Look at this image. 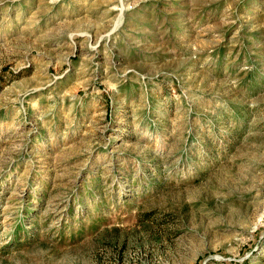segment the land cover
Masks as SVG:
<instances>
[{
  "label": "rangeland",
  "instance_id": "374dc122",
  "mask_svg": "<svg viewBox=\"0 0 264 264\" xmlns=\"http://www.w3.org/2000/svg\"><path fill=\"white\" fill-rule=\"evenodd\" d=\"M0 264H264V0H0Z\"/></svg>",
  "mask_w": 264,
  "mask_h": 264
}]
</instances>
